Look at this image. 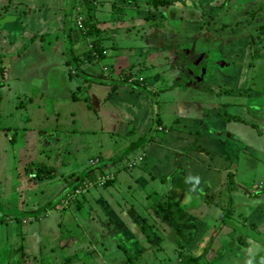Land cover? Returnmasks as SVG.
<instances>
[{
  "label": "crops",
  "instance_id": "0c3cea01",
  "mask_svg": "<svg viewBox=\"0 0 264 264\" xmlns=\"http://www.w3.org/2000/svg\"><path fill=\"white\" fill-rule=\"evenodd\" d=\"M138 1L140 2L137 0H80L78 2L80 8L88 7L82 10L81 14L94 24L100 36V43L101 39L112 37V44L118 47L116 52L118 55L114 56L113 61L108 59V56L100 63L86 57L85 62L79 64L81 69L78 76L77 72L72 74L71 71H67L68 67L70 70L75 69L71 68L66 60L69 56L66 51L67 37L72 44L74 40H80L78 31L74 27V11L77 2L75 3L74 0H0V40H4L9 48L19 46L13 58L7 57L9 59L7 62H5L6 56L0 58V71H2L0 75L10 74L12 77L8 80L15 90L18 88L12 92V104L22 92L20 84L30 75L36 78V85H39L38 81L49 80L45 77L47 74L40 76L45 77L44 79L37 76L38 72H41L40 67H37L38 64L22 66L19 59L25 42H32L35 39L42 42L48 39L49 44L54 41L50 48L51 52L61 53L60 63H55L54 60L48 65V74L55 75V72H59V75L65 77L69 85L67 96L69 92L76 91L81 84H88L84 86L83 96H91L92 104H94L92 108L95 114L98 113L97 118L100 120L99 131L106 135L104 138L109 145L120 144L132 136L133 131H130L139 125L137 119L144 123V129L151 128L146 132L142 130L133 141L125 145L130 147L127 151H139L135 156H129L130 154L126 156L128 160L132 158L128 162L135 159L138 161L130 170L125 169V165L129 168L125 157L119 160L117 169L112 164L111 160L120 154L108 159L101 158L100 153L95 156L101 160L103 169H99L100 166L97 167L98 165L95 166V164L88 169L85 168L78 174L77 179L74 178V184L79 182L81 176L88 179L90 174L96 177L113 172V180L110 184L93 188V192L87 189L83 194L75 196L76 201L73 204L69 202L55 206V214H57L55 225L48 223L49 225L45 228L36 226L26 230L24 225L27 222L24 223L22 212H12L0 204L1 229L8 232L10 228L14 233L17 231L21 241L18 249L4 247L0 264H43V258L44 264H68L74 255L81 256L80 261H86V264H106L102 260L104 258L101 252V250L105 252L106 248L103 242L102 244L99 242L100 235L109 233V237L115 236L118 232L128 236L127 240L130 239L128 246L130 251L126 253L131 256L139 252L148 254L149 264H180L184 258H196V264H264V89L258 91L255 96L258 102H254L251 100V88L248 83V72L251 69L249 58L254 49L252 43L255 38L252 34L257 31L258 25L263 23H260V19L258 22L256 18L254 26H251L253 31L249 29L251 33L240 30L233 37V40L241 38L247 40L246 47H250V51L244 48L240 52L235 46L231 47L224 51L226 58L216 63L214 57H218L217 52L212 54L209 50L211 61L216 64L213 68L215 75L207 78L206 83L205 77L200 78L201 75H198L196 67L192 68L195 70L192 76H199L200 79L194 87L186 85L185 90L190 94L192 91L197 92L199 98L193 100V96H190L191 102L185 101L181 106L183 109L177 114L170 107V100L176 92L180 95L184 94V88L180 90V86L176 87L177 83L174 84L179 76L172 78L173 67L169 57L171 52L168 51L169 48L177 46L176 61L179 59L185 67V61L189 58L186 45L190 40L187 39L188 28L191 32H195V38H200L205 45L212 38L210 44L216 45V40L222 34L224 38H232L226 32L216 33L217 30L208 31L214 37L207 35L208 32L205 37L199 36V32L204 31L199 26L205 23L209 16H222L229 22L231 19L228 13L233 9L236 16L244 18L250 14L248 9H252L256 4L264 10V0H205V2L195 3L196 6L200 5L204 8L203 12L207 9L211 12L208 15L201 13L194 18V12L195 14L197 12L195 9V11L192 10L189 19L184 22L187 23L184 26L185 30L175 39L172 37L171 28L165 30L161 28V24L157 23L155 24L160 26L158 27L161 28V32L154 28L156 25L153 21L157 16L154 18L149 16L146 0ZM164 1L168 2L164 7H160L163 10L159 13V20H157L161 22L167 20L164 14L171 7L170 3H184L183 7L186 9L192 0ZM248 1L253 3H246ZM104 7H107L103 11L107 16L102 19L99 15ZM183 7L180 5L176 7L174 4L173 8L180 11L184 9ZM113 10L118 12L125 10L127 19H114L113 14L111 15ZM183 21L180 18L175 19L172 27H179L180 30ZM115 23L124 24V26L114 27ZM233 23L236 27L239 21L234 20ZM245 24L249 25L247 22ZM104 26L108 28L101 31ZM221 26L225 27L224 22ZM195 27H197L196 31ZM104 33L106 36L102 37ZM120 38H129L131 43L121 44L118 42ZM57 40L61 41H58V48H55ZM226 40L229 39L224 41ZM263 40L264 37L260 34L257 42ZM205 45L200 47L207 49ZM100 46L102 50L109 53L107 46L101 44ZM193 46L196 45H192L190 52ZM40 49L43 50L42 47ZM256 53L260 56L264 53L261 46L256 48L255 55ZM245 57H248L246 63ZM55 64H61L58 71H55ZM103 66L107 69L105 73L101 72ZM20 68H23L22 71L30 70L31 73L18 76L16 72ZM180 72L182 71H179L177 75ZM67 74L75 77L72 83ZM215 76L216 79L213 80ZM78 79L80 82L75 84L74 82ZM128 79L132 82L129 83ZM262 83L264 85L263 80ZM156 84L163 87L162 97L156 93L157 89L162 87ZM209 85L214 87L213 91L209 89ZM215 85L222 86V89H217ZM116 87L125 88L119 89V92H123L125 96L118 98L117 102L114 96H111L112 94L117 96ZM134 87L138 91L134 90ZM146 87L150 88L149 93L155 96V99L159 98L167 103L165 112H158L157 116H154L156 120L154 127L150 124V101L146 96ZM37 96L38 98L34 100L36 103H43V100L50 102L49 98ZM207 96L219 98V100L214 104L212 100H209L210 98H206ZM1 99L0 97V102H2ZM28 101L22 102L27 105L33 103L30 99ZM22 102L19 101L13 105L15 113L1 110L0 118L14 119V124L0 125V140L2 135L5 137L1 130H5L6 134L8 131H13L26 136L31 131L27 126V122L30 123L29 113L22 108ZM95 105L99 107L98 110ZM192 108L195 111L199 109L200 112L191 114ZM226 112H228L227 115ZM158 128L161 130H157ZM152 130L163 133V137H152L150 133ZM32 133L36 132L32 131ZM147 134H150V139H146ZM226 135H229L230 139L226 138ZM141 154L143 158L139 161L137 158ZM23 157L26 159L27 156H22L19 160L17 156L13 167L17 169L20 164L18 161H23ZM33 161L28 163H34ZM8 174L6 183L14 179L11 172ZM48 181L32 182L41 184ZM235 184L247 199L242 206L238 204L241 194H234V198L232 197L233 191H236L235 188L233 189ZM72 186L69 185L63 192H69ZM137 191L139 192L136 193ZM61 196L56 197L55 205ZM213 199L216 201L213 204L208 202ZM30 206L28 203L25 205L26 208ZM162 206L163 209L167 206L177 209L181 215L175 218H169L166 214L160 215ZM236 210L240 211L235 213L239 221L237 217L232 218V221L231 218L229 220L230 211L236 212ZM49 211L51 210L37 213L35 215L37 221L40 217L47 219ZM223 211L229 212L226 214ZM19 219L23 222L19 226L10 225L17 224ZM94 220H97L98 228L97 225L92 224ZM42 230L46 233L44 236L49 239L45 246H42L40 241ZM97 231H101L100 235L96 233ZM92 233L98 237L91 239ZM78 240L83 243L82 246L76 243ZM161 240H163L162 247L158 243ZM3 241L2 237L1 242ZM53 247H55V256H51L54 252ZM153 247L154 250H152ZM180 247L185 248L186 251L184 253L178 251ZM120 248L123 247L120 246ZM163 248L166 249L165 252H162ZM171 254L173 256H170ZM36 255H38L37 258ZM98 260L101 263H97Z\"/></svg>",
  "mask_w": 264,
  "mask_h": 264
},
{
  "label": "rangeland",
  "instance_id": "374dc122",
  "mask_svg": "<svg viewBox=\"0 0 264 264\" xmlns=\"http://www.w3.org/2000/svg\"><path fill=\"white\" fill-rule=\"evenodd\" d=\"M137 2H140V1L137 0ZM199 2L200 3L205 2V0H201V1L192 0L186 9L183 7L184 3H170L171 7H174V4H175L176 7L177 5H180L184 8V9H181L180 11L178 10L180 12V15L184 18V21L182 23V28H181L182 31L181 29L179 30V27L178 28L172 27V24L168 23L167 21H164V22L157 21L158 17L155 18L154 21L153 20L152 21L154 22V25H156L155 23L161 24V28H164L165 30L171 28L172 37L173 39H175L176 37L179 36V34H182L183 30H185L184 26H186L187 23L185 24L184 22L185 20L189 19L188 14L192 13V10L195 9L197 12V14H195L194 12V18H196V16H198L201 13L208 15V13L211 12L210 9H207L206 12H203L202 9L204 8H201L200 5L196 6L195 4ZM246 3H253V2L248 1ZM135 4L137 5L138 3H135ZM79 5L80 3H76L74 14L77 13V11L78 12L80 11L81 13L82 10L88 9V7H85L82 9L79 7ZM191 6L193 8H191ZM105 8L107 7L102 8L101 14L99 15L100 17H102V19L103 18L105 19L107 16L103 12ZM248 12H250V14L252 13V16L250 17V14H249V16L243 18L238 15L236 16L233 9H231V12L228 13L231 19V21L229 22H227L226 19L223 18L222 16H218V17L209 16V18L205 20V24H206L204 28L205 32H208L209 30H212V31L217 30L216 33L221 32L222 34L226 32V34L229 33V36L232 38V39L228 37L224 38V35L222 34V36L218 38V40H216L217 42L216 45L210 44L213 38L210 39L209 42H207L205 45L204 43L201 42L200 38L198 39L195 38L196 37V35H194L195 32L193 31L191 32V30L188 28L187 29L188 31L187 39H190V40L188 44L186 45L188 48L187 51L189 54L188 56L189 58L188 60L185 61V64H186L185 67L183 66V64L181 63L179 59H177L176 61L175 55H177L178 53V51H176L178 47L175 46L172 49L171 48L168 49V51L171 52V54L169 53L170 54L169 57H171V64H172L171 67H173V72L171 74L172 78L175 79L177 76H179L175 79L174 84L177 83L176 87L180 86V90L184 88V94H181L182 96L180 95L179 92H178L179 94L176 92L171 97V100H170L171 102L169 105L172 109H174L173 111L175 112V114H177L178 112H181V110L183 109V107L181 106H183L185 101L191 102L192 98L193 100H195V98L198 100L199 98L198 93L195 91H192L190 94L187 90H185V86L189 85L191 87H194L201 77L199 78V76H195V75L190 77L192 72H194L195 70H192L191 73H188V71L189 69H192L195 66L197 69L198 75H201V73H199L201 70V67L212 66L211 57L209 54L210 51L212 52V54L217 52L218 57H214V60L216 63L222 60L225 54L224 51L231 47L235 46L236 49L240 52L244 48H248L250 51L251 48L248 46L246 47L247 43L245 42H248L247 40L242 39V38L233 40V37H235L236 33L239 32L240 30H246L247 32L251 33L250 30L253 31L251 26H254L255 24L254 21L256 20V18H258V22L260 19V23L264 24V10L259 8L257 4L252 9L249 8ZM112 14H113L114 19L115 18L127 19V14L125 10L122 12L113 10V13H111V15ZM154 14L158 16L156 12ZM95 15H97V12H95ZM257 16H259L260 18ZM84 19H85V16L81 15L76 18V21L78 20L81 23V21ZM222 20L225 24V27L221 26L223 23ZM234 20L239 21V24L236 27L234 26V23H233ZM246 22L249 25H246L245 24ZM105 25L107 26V24ZM106 26L103 27V30H101L102 28H100V30L101 31L106 30L108 28V27L105 28ZM118 26L123 27L124 24L122 25L118 23L114 24V27H118ZM146 26H147V23H146ZM158 26L156 25V27L154 28L158 29V31L161 32V28H159L160 26L159 27ZM114 27H111V28L114 29ZM196 29L197 27H195V31ZM77 31H78V35L80 36L81 31H79V29ZM210 33L211 32H208L207 35H209L210 37H214L213 34H210ZM105 36L106 35L104 33L102 37H105ZM252 36L255 38L253 39V43H252V45H254L253 47L254 49H252L251 54L249 53L251 69L248 72V83H250L249 87L251 88V93H250L252 97L251 100L254 102H258L256 100L257 97L255 98V96H257L258 91H261V89H264V85L262 83V80L264 81V53L260 56L258 53H256L255 55V52H256V48H259V46H261L264 51V46H263L264 40L261 42H257V38L260 36V33L258 31L253 32ZM225 39H229L230 41L229 40L224 41ZM47 40L41 42L38 39H35L32 42L30 41L25 42V45L22 51L20 52L19 59H21L20 65L22 66H25V65L30 66L32 64H38L37 67H40L41 72H38L39 75L37 74V76L40 77L42 74H47L45 77L48 78L49 80L38 81L39 85H36V82H35L37 81L36 78L33 77V75H30L27 80H24L20 84L22 86L21 87L22 92L21 94H18V98L14 99V102L12 104L11 97L13 96L12 92L15 90V88L12 86L13 84L8 80L12 76L7 73L4 76L0 75V97L2 98L1 99L2 102H0V113H1V110L4 112L7 111L8 113L9 112L15 113L13 105L18 103L19 101L29 102L28 100L30 99L33 102L31 105H27L25 102H22L23 103L22 108L27 110L29 113L28 118H29L30 123L27 122V126L30 128L29 130L31 131L27 133V136L25 134L22 135L20 132L15 133L13 131H8V133L6 134L5 130H1L5 134V137L4 135H2V138L0 140V204L6 206V208H9L12 212H18V211L22 212V215H24L23 221L24 223L27 222V224L24 225L26 230H31L32 227H36V226H41L45 228L46 225L47 226L49 225L48 223H52L53 225H55V215H57L55 214V206L57 207V205L59 204L61 206V205L66 204L67 202V200L64 199L66 202L65 201H63V203L57 202L55 205L56 197H60L61 195L64 196L65 194L63 191L67 187H69L70 184H74V178L77 179V176L80 172H82L85 168L88 169L89 167L97 163L96 159L100 161L98 157H95L98 153L102 154L99 156L101 158L104 157V159L112 158L113 156L115 157L118 154H122L124 151L128 149V147H126L125 145H127L129 141L130 142L133 141L137 137V135L142 132V130H145V132L148 130L149 131L151 130V128L144 129V123H142L139 119H137V124L139 125H137L136 127H134L133 130L130 131V132L133 131L132 136L130 137L128 136L129 138H126V140H124L120 144L116 143L115 145H109V143H107L104 138L106 135L99 131L100 120L97 118L98 113L95 114V110L92 108L94 104H92L91 96H86V95L83 96L84 89L88 84L86 85L81 84V86L77 88L76 91L69 92V96H67L69 85L66 83L67 80L65 79V77L63 75H59V72H55V75L48 74V69H49L47 68L48 65L51 64L52 63L51 61H54V60H55V63H60L59 61L61 59V55H60L61 53L60 52L52 53L50 48L52 47L53 45L52 43H54V41L49 44ZM112 40L113 38L109 37V39H104V40L101 39V43H100L101 45L108 47L109 53L108 51L105 50L106 51L105 57L108 56V59H110L111 61L115 59L114 56L116 54L118 55V53H116L118 50V47L112 44ZM58 41H61V40L55 41V43L57 42L55 44V48H58V45H59ZM255 41L257 42L258 45L256 44ZM118 42L121 44H127V43H131V39L129 38L121 39L120 38ZM243 43H245V45H243ZM192 45H196V46H193L192 51L190 52ZM202 45H205V47L207 46L206 48L208 50L200 47ZM18 47L19 46L15 45L14 47L12 46L9 48L5 44L4 40H0V58H3L1 56H6L5 62H7L9 60L7 59V57L13 58L14 53ZM40 47H42L43 50H41ZM85 47H86V43L83 42L81 39L76 40V41L74 40L73 53L76 55L77 59L75 58V62H72V60H70L71 61L70 67L75 69V70L73 69L70 70V68L68 67L67 71H71L70 73L73 74L77 72V75L79 76L80 69H81L79 68L80 66L79 64L80 63L83 64V62H85V59H86V56L84 54ZM168 51L166 53H168ZM129 54H131V52H129ZM68 57L66 58V60H68ZM104 59L105 58L101 59L100 61ZM247 59L248 57L244 58L245 63L247 62ZM92 61L94 62V59ZM100 61L98 62L100 63ZM215 62H214V65H215ZM60 65L61 64H55V71L59 70ZM214 65H213V68H214ZM185 68L187 69V71L184 73L183 70ZM22 69L20 68L17 70L16 73L18 76L20 74L25 75L27 73H31L30 70L22 71ZM179 71H182V72H180L177 75ZM205 72H206V75H208L207 74L208 70H205ZM77 75L76 77L78 78ZM45 77H40V78L44 79ZM67 77L69 78L71 83L73 82V79L75 78L73 75H69V74H67ZM209 77L210 76H205L204 80H206V83L208 81L207 78ZM215 79H216V76L213 80ZM78 82H80L79 79L77 82H74V83L78 84ZM135 84L138 85V83H135ZM156 85L159 86V84H156ZM215 86L217 87V89H220V90L222 89L221 88L222 86H219V85L218 86L215 85ZM159 87H162V86L160 85ZM116 88H117V92H116L117 96H115L114 94L111 95L110 88H109V93L112 97L114 96V99L117 102L118 98H124L125 96L123 92L121 93L119 92V89H125V88H122V87H116ZM133 89L138 91V89L135 87ZM162 89L163 87L161 89L159 88L157 89L156 93L158 94L159 97H162ZM209 89L213 91L214 87H212V85H209ZM145 90H146V96L149 98V101H150L149 103L150 124H151V127L152 126L154 127V124L156 123L154 116H157L158 112L160 113L165 112L164 110H165V107L167 106V103H164L159 98L155 99V96H152V94L149 93L150 88L146 87ZM37 95L49 98L50 102L47 103L43 100V103L42 102L36 103L34 100L38 98ZM72 96H75V97L73 98ZM190 96H193V97L190 98ZM206 98H210V97L207 96ZM209 100H212L214 104H216L219 98L212 97ZM37 107H38V111H37ZM145 107H146V104H145ZM189 107H194V106H189ZM95 108L96 110L99 109V107H97L96 105H95ZM194 108H192L191 110L192 112H190L191 114L193 112H197V113L200 112L199 109H197V111L193 110ZM227 113L228 112H226V115ZM4 115L6 116V113H4ZM13 120L14 119L11 120L8 117H4V118L1 117L0 125L3 126L6 123L10 125L14 124ZM22 123L24 122L22 121ZM32 131L36 133L33 134ZM154 132H155L154 130L150 132L152 137H161V138L163 137V133H159V132L154 133ZM225 137L227 138L229 137V135H226ZM150 138H151L150 134L149 135L147 134L146 139H150ZM231 140H233L232 137H231ZM115 141L117 142L116 139ZM106 149L108 151H106ZM138 152H139L138 150L132 151L129 153L130 155L129 154L128 155L135 156ZM17 156H18V160L19 158H22V156H25V157L27 156V157L26 159H24L23 157V161L22 160L18 161L20 164L18 165V168L16 169V167H13V163H16ZM125 159L128 161L126 156H125ZM31 160H34L33 161L34 163L38 161L36 163H44L45 165L54 168L55 177L52 180H49L48 182H44L41 184H33L32 178H31L32 175H26L24 172L25 168L29 164H33V163H28V161H31ZM10 172L11 174L14 175V179L11 182L6 183L7 177L9 176L8 173ZM97 188H100V186H97ZM234 188L236 189V191H233L232 193L233 198H234V194L242 195V193H240L241 191L238 189V186L236 184L234 185L233 189ZM89 189L91 190L90 192H93V187ZM131 190L133 192V188ZM139 190L141 191V189ZM138 192L139 191H137L136 193ZM246 200H247L246 196L242 195L238 204L242 206L244 205ZM70 202L71 204H73L72 201ZM208 202H211V204H213L216 201L213 199L212 201L210 200ZM26 203H28L31 206L26 208L25 207ZM46 210H51L48 212V218L47 219L45 218L46 219L45 220L40 217L38 221L40 220L41 221L38 222L35 215L37 213L38 214L44 213L46 212ZM56 210H60V209L56 208ZM223 212H226L227 214L229 211H223ZM237 212H240V211L239 210H236V212L230 211L231 217H229L228 215L229 220L231 218V221H232V218L237 217V221H239L238 216L235 215V213ZM146 217L149 218L148 215H146ZM204 222H208V221L204 220ZM226 222L230 223V221L228 220H226ZM21 223L23 222H21L19 219L17 221V224L13 223V225L12 224L10 225L19 226ZM92 224L97 225V220H94ZM231 224L233 223L231 222ZM198 225H199V221H198ZM97 228H98V225H97ZM53 233L55 235V229ZM96 233L100 235L101 231H97ZM108 234L109 233H104L105 237L101 234L100 235L101 238L99 240L101 244L102 242L103 244H105L104 248H106L105 252L101 250V252L103 253L104 259L102 260H104V263L106 264H149L147 261V258L149 257L148 254H144L143 252H139L136 255H132V256L127 254L129 253L128 251H130L128 250V246L130 242V239L127 240L128 236L124 235L121 232H118V234H123V235L115 234L114 236L112 234L113 236L108 237ZM44 235H46V233H44V231L42 230L40 233V238H41L40 241H41L42 246L47 245V243L49 242V239ZM162 235H164V233H162ZM166 235L168 236V234ZM1 236L3 237V240H4L3 243L1 242V238H2ZM97 237L98 236L94 235L93 233L91 234V239L97 238ZM20 242L21 241H20V238H18L17 231L14 233V231H11L9 228V231L7 232L1 229L0 227V256H1V252L3 251L4 247H7L8 249H10L11 247H13L14 249H18V244H20ZM76 243L81 244V246L83 244L80 240H78ZM158 243L162 247L163 240L159 241ZM101 244L99 243V245ZM167 244L169 246L168 242ZM120 246L123 248H120ZM157 249L158 248H156V250ZM53 250L54 252L51 256H55V247H53ZM152 250H154V247L152 248ZM165 250L166 249L163 248L162 252H165ZM178 251H181L182 253H184L186 249L183 247L182 248L180 247ZM37 256L38 255H36V258ZM85 256L86 254L83 257L85 258ZM170 256H173V255L171 254ZM80 257L81 256H78V255L72 256L71 257L72 260L71 262H68V264H78L76 261L81 262L82 264H86V261H80L81 260ZM30 262H31V257H30ZM44 262H45V259L43 258V264ZM97 263H101V262L98 260Z\"/></svg>",
  "mask_w": 264,
  "mask_h": 264
},
{
  "label": "trees",
  "instance_id": "16d2710c",
  "mask_svg": "<svg viewBox=\"0 0 264 264\" xmlns=\"http://www.w3.org/2000/svg\"><path fill=\"white\" fill-rule=\"evenodd\" d=\"M75 3L79 2L80 0H74ZM147 2V5H148V12L150 13V17L151 18H154L156 16V14H154L155 12L157 13V17H159V13L162 12L163 9H161L162 7H164L168 1H164V0H146ZM162 5V6H161ZM161 7V8H160ZM161 10V11H160ZM153 12V13H152ZM77 14V15H76ZM82 14L80 12L77 11V13H75V16H74V27L76 30H78L79 28L76 26V20L75 18L77 16H81ZM165 17L167 18V22L172 24L173 21H175V19H182L184 20V18L180 15V12L177 11L175 8L173 7H170L168 9V11L165 12ZM191 14H188V18L190 17ZM156 17V18H157ZM155 20V19H154ZM159 20V19H158ZM204 25V27H203ZM205 23L201 24L199 26V28L201 29H204L205 28ZM79 31H81V35H80V39L86 43V47H85V50H84V54L87 58L89 59H94V61H100L101 59L105 58V53L106 51L105 50H102V47L100 46V37H99V33L97 31V29L95 28L94 24L90 23L88 18H85L84 20L81 21V27L79 29ZM257 31L264 37V24H260L258 25L257 27ZM206 33L207 32H202L200 31L199 32V36L201 35H204L203 37L206 36ZM168 42V41H166ZM66 51L67 53L69 54V59L67 60L68 64L71 63L70 60H72V62H75V58L77 59L76 55L73 54V44L71 43L70 39L67 37V40H66ZM94 56V57H93ZM92 59V60H93ZM3 67V66H1ZM1 70V68H0ZM193 69H189V73L192 72ZM187 71V69L185 68L184 69V73ZM2 71H0L1 73ZM2 74V73H1ZM193 75V72L192 74L190 75V77H192ZM127 81H129V83L132 82L131 79H128ZM48 86V85H47ZM73 97V96H72ZM74 98V97H73ZM232 118V117H231ZM158 130V129H157ZM130 149V147H128ZM132 148V146H131ZM129 152L131 151H124L122 154H120L119 156H117L115 159L111 160L112 164H114L116 167L119 160H121V158H124L125 156H127L129 154ZM141 158H143V155L141 154L140 155ZM97 160V163H95V166L98 165L97 167H99V169H103V166L101 165V160L99 161L98 159ZM132 160V158L130 159ZM128 160V161H130ZM127 161V162H128ZM136 161V162H134ZM138 161L135 159L131 162H128L127 165L129 168H127V166L125 165V169L127 170H130L134 165H136L135 163H137ZM92 167V166H91ZM118 167H116L117 169ZM25 174L26 175H32V181L34 183H39V182H42V181H46V180H52L54 177H55V169L52 168V167H49L47 165H45L44 163H33V164H29L25 170H24ZM113 175L114 173L112 172L111 174L109 175H106L108 178L107 179H103V181L100 183V178L104 177V174H101V175H97L96 177L92 176V174L88 175V179H84L83 176H81L79 178V182L75 183V184H70V185H73L71 189H69L68 191L69 192H64V196H61V199L59 200L61 203H63V201L67 200L66 204H68L70 201L75 202V196L77 195H73V192L78 189V188H82V184L84 182H90V184H93L91 185L89 188H97V186H104L106 184H110V182L113 180ZM88 188V189H89ZM86 190H84L83 192L79 193L78 195H81L83 194L84 192H86ZM65 199V200H64ZM57 201V202H59ZM161 211L160 212V215L161 214H166L167 216H169V218H175L179 215H181V212L177 209H172L170 208L169 206H167V208L165 207V209H163V206L161 207ZM225 217V215L223 216ZM184 258L180 264H196V258H193V259H189L187 258ZM189 259V260H188Z\"/></svg>",
  "mask_w": 264,
  "mask_h": 264
},
{
  "label": "built area",
  "instance_id": "2783aa9c",
  "mask_svg": "<svg viewBox=\"0 0 264 264\" xmlns=\"http://www.w3.org/2000/svg\"><path fill=\"white\" fill-rule=\"evenodd\" d=\"M78 17V16H77ZM76 17V18H77ZM76 18H75V20H76ZM76 26L80 29V27H81V23H80V21H76ZM94 57V56H93ZM106 67L105 66H103V67H101V72L102 73H105L106 72ZM158 130H161V128H158ZM139 161L140 160H142V158L141 157H138L137 158ZM108 177L107 176H104V177H102V178H100L101 180H100V183L103 181V179H107ZM91 186V184H90V182H84L83 184H82V188H78V189H76L74 192H73V195H78L79 193H81V192H83L84 190H86V189H88L89 187Z\"/></svg>",
  "mask_w": 264,
  "mask_h": 264
},
{
  "label": "flooded vegetation",
  "instance_id": "af4514ba",
  "mask_svg": "<svg viewBox=\"0 0 264 264\" xmlns=\"http://www.w3.org/2000/svg\"><path fill=\"white\" fill-rule=\"evenodd\" d=\"M226 53V52H224ZM226 58V55L224 54V57L222 59ZM222 61V60H221ZM211 65L210 67L208 66H203L201 67V70L199 73H201V78L205 77V76H210V77H213L215 75V73L213 72V65H214V61H211ZM216 65V64H215ZM197 70V69H196ZM205 70H208V75H206V72ZM184 71V70H183ZM189 73V72H188Z\"/></svg>",
  "mask_w": 264,
  "mask_h": 264
}]
</instances>
